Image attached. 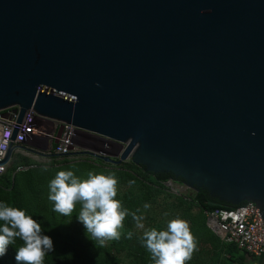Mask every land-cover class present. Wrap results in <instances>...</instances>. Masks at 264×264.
Returning <instances> with one entry per match:
<instances>
[{"label":"water","instance_id":"1","mask_svg":"<svg viewBox=\"0 0 264 264\" xmlns=\"http://www.w3.org/2000/svg\"><path fill=\"white\" fill-rule=\"evenodd\" d=\"M8 109L11 139L32 110L264 224V0H0Z\"/></svg>","mask_w":264,"mask_h":264},{"label":"clouds","instance_id":"2","mask_svg":"<svg viewBox=\"0 0 264 264\" xmlns=\"http://www.w3.org/2000/svg\"><path fill=\"white\" fill-rule=\"evenodd\" d=\"M129 183L135 184V181ZM48 189V200L61 216L71 217L80 205L77 219L100 247H105L108 241L120 240L122 235L132 238V231H123L129 210L116 198L118 180L115 173L90 171L86 178H81L72 170H60L50 180ZM149 207L144 205L145 209ZM138 212L139 209L131 216L135 227L143 230L142 245L150 253L154 264H187L197 246L189 222L177 216L169 220L163 230L156 227L144 230L145 217ZM17 239L22 242L16 248L17 264H44L46 256L54 250L52 238L43 234L42 226L36 219L26 210L0 201V256Z\"/></svg>","mask_w":264,"mask_h":264},{"label":"trees","instance_id":"3","mask_svg":"<svg viewBox=\"0 0 264 264\" xmlns=\"http://www.w3.org/2000/svg\"><path fill=\"white\" fill-rule=\"evenodd\" d=\"M57 142L52 145L53 150L56 148ZM54 157L65 159L66 156L53 155ZM20 163L11 164L8 172L0 177V201H4L15 207L26 210V212L36 219L42 226L43 234L52 238L54 250L49 253L44 261V264H106L103 256L98 254L96 250L87 242L88 239L83 238L82 234L74 232L64 219H61L60 214L53 210V203L48 200V185L51 179L54 178L56 172L60 170H71L62 166L61 168H47L48 171H43V166H39L26 171L24 173H17L13 175V170L18 165H27L31 162L26 158H21ZM115 165V164H114ZM119 165V166H118ZM109 171H105L102 167L95 165H87V172L84 178L87 177L88 172L93 173H115L118 180V197L122 198V203L125 208L129 210V215L124 221L125 224L134 225L131 213L139 209L138 215H142L144 205H150L155 200H173L181 209H186V212L196 210L198 220L193 223L195 237H206L207 239H214L219 244V251L222 252L226 260L233 264H241L245 253L236 250L233 246L223 245L206 227L205 213L219 210V209H235L236 206L220 202L217 199L211 198L207 192L200 190L199 192H192V196H175L170 194L165 186V183L172 181L182 183L180 180H175L170 174H150L145 172L143 167L135 166L131 162L116 164L111 166ZM121 168H125L120 170ZM22 178L23 186L29 190L21 194V187L16 181ZM123 179L128 181H135V190H128L119 192V185L122 184ZM42 181L41 191L44 197L36 194V191L31 185L37 187L38 182ZM40 200L46 202L43 207L39 204ZM244 204V203H243ZM241 204V205H243ZM240 205V206H241ZM64 217V216H62ZM21 241H17L13 245H9L6 253L0 256V264H17L15 260L16 248L21 245ZM140 256V255H139ZM109 264V263H107ZM244 264V263H243Z\"/></svg>","mask_w":264,"mask_h":264},{"label":"rangeland","instance_id":"4","mask_svg":"<svg viewBox=\"0 0 264 264\" xmlns=\"http://www.w3.org/2000/svg\"><path fill=\"white\" fill-rule=\"evenodd\" d=\"M36 118L35 127L38 130V135L35 138L41 139L40 141L44 143L43 147H31L29 148L34 154L32 156L23 152H16L12 156V164L20 163L21 158H26L30 162L36 161L37 167L43 166V168L62 166L71 168L74 174L78 177L84 178L87 172V165H95L97 167H102L105 171H109L111 166H115L113 162L119 160L120 154L124 146L114 143L102 137H98L92 134L77 131L75 129H68L64 125L52 122L39 117ZM69 140L71 153L67 155L65 159H60L54 157L52 145L54 142L60 143L61 141ZM24 148V144L22 146ZM107 158L111 162H105L104 159ZM131 161H126L120 163H128ZM75 165L74 168L70 167ZM119 166V165H118ZM125 169L121 168L120 170ZM130 181L123 179L122 184L119 185V192L135 190L134 185L129 183ZM17 185L21 187V194L29 190L23 186V179L19 178L16 181ZM38 186L35 187L31 185L36 191V194L40 197H44V193L41 192L45 188H42V181H39ZM165 186L169 190L170 194L175 196H192V190L186 188L182 183H176L169 181L165 183ZM43 189V190H42ZM122 202V198L116 197ZM39 204L43 207L46 206V202L40 200ZM123 204V203H122ZM147 209H143L142 215L145 217L143 223L145 229H150L156 227L158 230H163L166 228L167 222L177 216L184 220H187L190 224L191 231L193 235L195 234L193 223L198 220L196 210L186 212V209H181L177 206L176 202L173 200L162 199L160 201L155 200L149 205ZM80 205H77L76 211L73 212L71 217H62L70 226L74 232L82 234L87 242L96 250L98 254H101L105 260V263L109 264H154L151 259L150 253L142 245L141 236L143 230L137 229L134 225H124L123 231H132L133 235L131 239L126 238V236L121 237L118 241H108L105 247H100L99 243L92 239V237L86 232L82 223L77 219L79 213ZM195 236V235H194ZM197 246L194 251L192 258L187 261V264H233L225 259L224 254L219 251V244L214 239H207L206 237H195ZM140 255V256H139ZM241 257L244 255L241 254ZM244 258H247L244 256ZM250 258L243 259L241 264H253ZM238 264V263H237Z\"/></svg>","mask_w":264,"mask_h":264},{"label":"built area","instance_id":"5","mask_svg":"<svg viewBox=\"0 0 264 264\" xmlns=\"http://www.w3.org/2000/svg\"><path fill=\"white\" fill-rule=\"evenodd\" d=\"M36 114L31 110L26 113L20 123L15 140L11 139L17 122V114L13 109L0 112V177L5 175L12 164V156L16 152L34 154L30 150H23V144L30 137H36ZM68 129H74L64 125ZM9 149H12L10 159L2 163ZM53 153L58 156L70 155L69 140L57 143ZM35 155V154H34ZM36 161L27 165H18L13 175L24 173L37 167ZM207 229L224 245L234 246L238 251L251 257L264 256V224L259 217V207L254 203H247L235 209H219L205 213Z\"/></svg>","mask_w":264,"mask_h":264},{"label":"crops","instance_id":"6","mask_svg":"<svg viewBox=\"0 0 264 264\" xmlns=\"http://www.w3.org/2000/svg\"><path fill=\"white\" fill-rule=\"evenodd\" d=\"M41 140V139H40ZM39 139L35 138V137H30L26 140V142L24 143V148L23 150H29V148L31 147H43L44 143H42ZM224 245V244H223ZM226 246H231V245H226ZM234 247V246H233ZM235 248V247H234ZM236 249V248H235ZM237 250V249H236ZM247 258L244 259H248L251 260L253 262V264H264V256L259 257V258H255V257H251L249 255H244Z\"/></svg>","mask_w":264,"mask_h":264}]
</instances>
